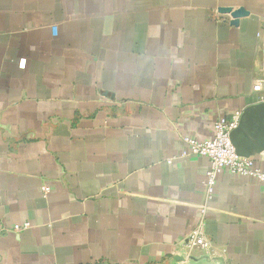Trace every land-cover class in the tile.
<instances>
[{
	"label": "crops",
	"instance_id": "crops-1",
	"mask_svg": "<svg viewBox=\"0 0 264 264\" xmlns=\"http://www.w3.org/2000/svg\"><path fill=\"white\" fill-rule=\"evenodd\" d=\"M259 77L264 0H0V264H264V182L182 153Z\"/></svg>",
	"mask_w": 264,
	"mask_h": 264
},
{
	"label": "built area",
	"instance_id": "built-area-1",
	"mask_svg": "<svg viewBox=\"0 0 264 264\" xmlns=\"http://www.w3.org/2000/svg\"><path fill=\"white\" fill-rule=\"evenodd\" d=\"M257 86L264 87V77L255 79ZM242 112L236 111L230 116H221L214 122V133L209 139H197L186 135L183 137L185 148L183 155H201L210 159V169L205 178V191L207 198H212L215 190L217 176L222 170L231 174L245 175L264 182V150L257 157L241 155L232 140V132L238 128ZM261 161V162H260ZM260 163H262L260 165ZM48 192V187H42ZM30 227V223L14 225L15 231ZM208 240L203 223H199L187 234L184 247L186 254L190 255L194 248H206Z\"/></svg>",
	"mask_w": 264,
	"mask_h": 264
},
{
	"label": "water",
	"instance_id": "water-1",
	"mask_svg": "<svg viewBox=\"0 0 264 264\" xmlns=\"http://www.w3.org/2000/svg\"><path fill=\"white\" fill-rule=\"evenodd\" d=\"M246 125H244L243 121L240 120V124L238 126L237 129H235L232 132V140L237 148V151L241 154V155H245V156H251L250 154L252 153L251 151H253V149L255 150V152L260 153L262 150H264V117L263 119L260 120V127L259 129H261V132L257 133L256 136H254V138H256V142L254 145H252V148L249 152L247 153H243L242 151H240L239 147H240V143L237 142V138L240 132H242L243 130H245ZM250 135L252 133H249Z\"/></svg>",
	"mask_w": 264,
	"mask_h": 264
}]
</instances>
